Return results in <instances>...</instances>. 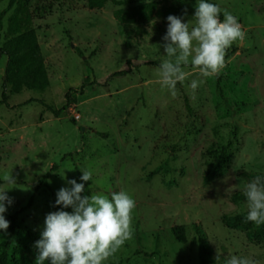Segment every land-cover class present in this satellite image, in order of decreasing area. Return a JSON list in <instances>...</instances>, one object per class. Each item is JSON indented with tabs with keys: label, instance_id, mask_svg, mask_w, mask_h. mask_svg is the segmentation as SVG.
<instances>
[{
	"label": "rangeland",
	"instance_id": "obj_1",
	"mask_svg": "<svg viewBox=\"0 0 264 264\" xmlns=\"http://www.w3.org/2000/svg\"><path fill=\"white\" fill-rule=\"evenodd\" d=\"M131 1L90 10L87 0H16L1 17L0 46L30 16L49 78L43 91L13 93L0 57V190L13 199L6 219L22 210L9 254L36 264L46 215L63 209L56 193L89 170L92 194L111 199L126 191L136 203L131 239L105 264H200L194 225L206 235L211 264L218 248L220 264L231 255L264 264V240L246 238L255 223L238 230L224 224L247 213V200L238 196L264 177V0H210L223 19L224 10L237 18L244 38L227 49L218 74L182 66L186 78L175 96L162 85L159 67L146 63L170 59L163 14L178 8L191 28L196 0ZM145 2L158 12L145 22L124 24L114 16ZM8 3L0 0V15ZM125 69L127 75L111 76ZM192 80L202 81L196 90ZM61 108L55 117L51 110ZM6 172L15 184L3 181ZM208 172L215 176L204 183ZM47 173V186L38 185ZM179 225L185 243L173 234ZM7 232L0 229V249Z\"/></svg>",
	"mask_w": 264,
	"mask_h": 264
},
{
	"label": "clouds",
	"instance_id": "obj_2",
	"mask_svg": "<svg viewBox=\"0 0 264 264\" xmlns=\"http://www.w3.org/2000/svg\"><path fill=\"white\" fill-rule=\"evenodd\" d=\"M221 8L208 2L196 0L194 20L184 22L181 17L169 15L164 51L170 58L159 66L161 83L172 96L176 95L178 82H184L186 73L182 66L191 62L207 77L218 74L225 67L226 51L237 40H243L244 32L237 18L227 10L223 11L224 19L220 20ZM191 58V61H190ZM197 80H192L190 87L196 90ZM71 170V169H70ZM80 180H92V172L82 170ZM3 181L15 184L12 173H4ZM70 187H62L56 193V205L63 209L46 215L41 239L36 242L38 256L36 264H105L132 237V213L136 207L134 199L126 192L111 193V199L104 194L82 195L85 183L69 180ZM0 190V229L7 230L10 222L5 218L7 205L13 199ZM247 198L246 222L256 226L264 224V177L256 176L244 188ZM216 264H220L219 248ZM224 264H258L250 258L231 255Z\"/></svg>",
	"mask_w": 264,
	"mask_h": 264
},
{
	"label": "trees",
	"instance_id": "obj_3",
	"mask_svg": "<svg viewBox=\"0 0 264 264\" xmlns=\"http://www.w3.org/2000/svg\"><path fill=\"white\" fill-rule=\"evenodd\" d=\"M57 1V0H54ZM111 1L115 5H124V4H133L134 1H117V0H87V8L92 9H101L105 4ZM16 0H9L8 6L4 12L0 15L3 17L4 13L10 10L15 4ZM208 2H211L208 0ZM215 4V3H214ZM156 10V5L154 3L145 2L137 5H132L128 8H121L114 12L116 19L124 24H135L141 23L149 20L154 13H158ZM165 17L169 15H179V9H169L163 14ZM223 16L220 14V20L222 21ZM30 16L26 15L23 18L22 24L18 25L14 31L13 35L2 43L0 46V57H6V66L4 70V85L10 86V90L13 93H19L23 89L33 90V91H43L49 85V78L47 70L44 64V59L41 53L40 46L37 41V36L35 31L30 28ZM127 65H131L132 62L128 60ZM146 64L159 67V64L154 61L147 62ZM129 69L121 70L114 72L112 77H123L127 75ZM4 97V94H3ZM73 101L71 97L68 96L67 104H70ZM50 109V108H49ZM65 108L60 110H51L55 117H59L60 114L64 111ZM190 110V108H189ZM104 136V135H101ZM57 165H54L51 170H56ZM49 173L45 174L41 180L38 181V185L47 186V178ZM215 176L214 172H208L204 176V183H208ZM81 175H79L80 180ZM80 183H85V191L82 195H91L92 191L87 182L80 180ZM237 196H233L236 198ZM239 199L247 200L244 196H238ZM30 204V202H29ZM28 204V206H29ZM20 210L19 212H21ZM19 212L10 216L7 220L10 222L8 228L7 237L0 249V264H20L13 256L9 254L11 249V236L15 231L17 217ZM247 213L234 215L228 217L224 220L226 227L230 229H242L249 228L252 226L253 222H246ZM194 231L197 235V252L200 264H211L209 257V247L206 242V235L201 230L198 225L193 226ZM173 234L180 243H185V230L184 227L179 225L173 228ZM246 238L248 241H262L264 240V224L260 226H255L252 231L246 232Z\"/></svg>",
	"mask_w": 264,
	"mask_h": 264
},
{
	"label": "water",
	"instance_id": "obj_4",
	"mask_svg": "<svg viewBox=\"0 0 264 264\" xmlns=\"http://www.w3.org/2000/svg\"><path fill=\"white\" fill-rule=\"evenodd\" d=\"M84 130V128H82Z\"/></svg>",
	"mask_w": 264,
	"mask_h": 264
}]
</instances>
